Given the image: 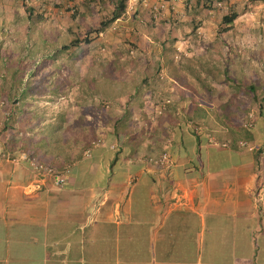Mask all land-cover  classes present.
Returning a JSON list of instances; mask_svg holds the SVG:
<instances>
[{
    "label": "crops",
    "instance_id": "1",
    "mask_svg": "<svg viewBox=\"0 0 264 264\" xmlns=\"http://www.w3.org/2000/svg\"><path fill=\"white\" fill-rule=\"evenodd\" d=\"M223 2L128 0L103 26L115 0H0V264H264V0ZM33 26L76 62L27 86ZM185 58L233 81L197 95L175 77L191 80ZM195 104L234 142L198 126ZM238 106L255 111L248 131Z\"/></svg>",
    "mask_w": 264,
    "mask_h": 264
},
{
    "label": "trees",
    "instance_id": "2",
    "mask_svg": "<svg viewBox=\"0 0 264 264\" xmlns=\"http://www.w3.org/2000/svg\"><path fill=\"white\" fill-rule=\"evenodd\" d=\"M115 1L117 3V6L113 11L111 18H109L106 22H102L101 25L104 26L106 25V23H110L114 21L125 11L126 3L128 0H115ZM236 17H237L236 13H228L222 17V24L231 23ZM92 31H96V33H98L100 30L95 29L89 32L91 33ZM179 63L190 72L191 80L184 78L181 75H177L175 77H177L182 82H186V83L193 81V83H195L197 87L201 89V91H196L197 95H200L202 97L203 96L208 97L210 100H212L213 99L212 97H214V93H215L214 84L217 83L222 84L223 81H230V82L233 81L232 79H227V78L224 79L216 72V70L210 69L208 66L200 62H195L193 60L185 58L184 61L180 60ZM229 89H230V85H229ZM227 91L229 90L227 89ZM230 103L231 102L227 100L226 102L220 104V111H221L220 114L224 118H227V116L229 115V107L231 105ZM263 109L264 107L261 106L260 110L263 111ZM237 111L238 113L241 112L243 114L242 115L243 117L241 116L243 120L241 123V127L244 130H246L247 127L245 126V124L248 123L249 121V113H250L249 107L243 108L238 106ZM189 114L190 116H195L197 119L203 117L204 118L203 122L201 124L198 123V126L203 125V128L206 131H208V133L214 135L217 141L226 142V143H229L230 141L234 142L233 139L232 140L228 139V133L226 132V130H228L229 127L226 126V123L224 124L223 120H220V122L216 120V118H218L217 117L218 113L216 114V111L214 113V118L212 119L211 116L209 115L207 116V113L203 108H201L198 104H195L190 108ZM197 128L199 129V127H196L195 130H197ZM5 129H8V126L4 123V126L0 130H5Z\"/></svg>",
    "mask_w": 264,
    "mask_h": 264
},
{
    "label": "rangeland",
    "instance_id": "3",
    "mask_svg": "<svg viewBox=\"0 0 264 264\" xmlns=\"http://www.w3.org/2000/svg\"><path fill=\"white\" fill-rule=\"evenodd\" d=\"M68 23L71 24L72 21L70 20H66ZM73 27V25H72ZM30 29L33 30V35L34 36H38L37 40H33L30 41V47L28 42L24 44V47H26V57L17 60V63H19V68H29L28 73L29 75L26 77L27 79H29V81L26 83L27 86L31 85V79H33L34 77L40 78L42 77L38 74L39 71L43 68H45V66H48L49 64H53L54 67H56L57 69H60L59 67L61 66H65V67H73L74 62H76V59L74 58L75 54L73 52H76L77 50H73L76 48H73L74 44L71 43L70 41L73 40L76 37H85V33H83L84 31H80L81 29H76V27H73L72 29L74 30V34L73 36L70 37V41L66 43V45L70 46V49L66 50L63 48V44L60 42L61 40L57 41V36H54L53 32L51 30L48 31V35L49 36H44L43 33L42 35L40 34V28H35V26L31 27ZM47 29H44V31H46ZM112 30H110V28H107V30H104V34H113L111 33ZM88 33V32H87ZM32 35V36H33ZM50 36H54L53 37V41L52 42ZM32 42V43H31ZM100 43V41H99ZM43 45L44 47H48L49 50L53 49L54 51L52 53H36V51L38 50V47ZM6 46H11L10 43H7ZM7 61V60H6ZM46 76L47 78L51 77L50 75H43ZM53 78H56L55 76H53ZM255 112V111H254ZM2 122V121H1ZM4 126V123H0V129H2V127Z\"/></svg>",
    "mask_w": 264,
    "mask_h": 264
},
{
    "label": "built area",
    "instance_id": "4",
    "mask_svg": "<svg viewBox=\"0 0 264 264\" xmlns=\"http://www.w3.org/2000/svg\"><path fill=\"white\" fill-rule=\"evenodd\" d=\"M213 6L216 8H219V9H225L226 8L223 0H213ZM165 102L169 103L170 100H166ZM253 116H254V112L250 111L249 121H248V123L245 124V126L247 128L252 127ZM241 144L245 145V142H242ZM148 160H149V162H151L157 166H163L168 161V155H167V153H162L160 156L155 157V158L152 157V158H149ZM30 164L35 171L41 172V173L48 175V176H52L56 185H62L63 184L64 177L62 175H59L57 173V170H55L53 167L46 166V165L39 163V162H36L35 160H32V159L30 160Z\"/></svg>",
    "mask_w": 264,
    "mask_h": 264
}]
</instances>
